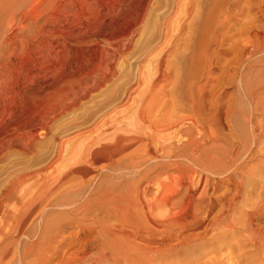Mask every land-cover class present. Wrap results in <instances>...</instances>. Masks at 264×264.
<instances>
[{
    "label": "bare ground",
    "instance_id": "bare-ground-1",
    "mask_svg": "<svg viewBox=\"0 0 264 264\" xmlns=\"http://www.w3.org/2000/svg\"><path fill=\"white\" fill-rule=\"evenodd\" d=\"M106 1L108 2L105 3ZM116 1L121 0L6 1L4 9L6 8L7 14L2 23V34L5 35L9 31L10 35L0 41V123L4 120L3 117L10 116L15 120L22 116L19 106L12 103L18 102V100L25 102L29 97L41 98L55 88H61V96L65 98V102L60 106V111L67 113L94 96L115 77V65L120 58L123 55H132L134 51L131 42L145 21V13L150 0H124L125 8L131 16L130 26L126 24L127 29L115 33L114 30L120 26V22L114 20L113 2ZM185 3L191 7L186 8ZM177 6L172 13L174 16L182 13L183 19H186L193 9L191 0H177ZM197 7L198 14L205 10L203 3ZM122 9L120 8L119 11ZM173 15L172 17H174ZM85 20L92 22L93 25L85 26ZM98 21L104 23L103 31L94 28V24L99 23ZM89 46L94 48H87ZM83 51L85 56L83 55L80 59L83 62L78 65L77 56L80 52L83 54ZM247 54L249 58L256 59V65L264 67V19L261 20L256 40L252 42ZM163 56L162 52L156 54L152 61L153 64L150 66H146L147 56H144L139 64V75L133 82L134 84L126 89L110 111L105 112L90 128L87 127L82 133L80 132L79 136L84 137L80 147L76 146L75 150L65 157L68 144L75 139L61 142L52 161L53 164L63 161L72 163L69 170L61 177L63 183L74 181L76 178H86L88 172L82 169L79 164L91 159L93 164L104 162L107 169L115 175L116 180L127 181L126 188L117 187L116 192L103 188L100 194L95 195L89 191L91 184L88 181H82L73 188L74 190L66 192V196L54 195L55 189L49 188L45 182L39 185L41 182L37 180L46 174V171L51 167L50 164L36 173L33 171L34 173L20 176L7 186L0 200V218L8 217L7 202L18 198L19 192L26 183L34 180L27 188L39 185L38 193L29 196V190L25 188V190L23 189L24 194L21 196L22 205L31 207L27 217L19 223L15 240L21 236H37L38 241L33 243L30 248H25L22 257L21 254L19 255L21 257L20 264H23L22 261L27 262L28 260L31 261V264L32 262L34 264H42V262L46 264H118L117 257L113 252V248L118 242H131L136 245L141 242L138 248L141 244L145 245L148 254H153L156 250L158 252L165 249L176 250V247L179 246L178 242L181 245H191L194 241L197 242L203 235L200 233L202 231L192 233L191 230L188 232L185 228L192 220L185 221L186 223L183 224L176 219H161L156 214L160 205L172 204L176 199V193L169 197H156L149 195L146 187H142L145 183H157L164 170L175 171L182 168L185 165L184 160L198 169L196 171L193 167H189L190 173H193L191 177H187L190 187L185 193V198L188 197L190 200L189 207L199 210L200 215L204 213L207 217H211L219 227H226L232 231L236 229L238 223L233 218L236 213V208L233 206L238 203L245 191L242 183H239L236 193L231 197L223 194V199L220 197L219 201L202 200L204 196L198 200L194 199V194L201 186L205 173L209 172V169L197 157L199 144L193 136V128L199 124H205L208 121V114L199 105L192 89L188 87L184 89L185 84L178 81L177 87L180 88L172 95L171 99V108L173 110L183 109L187 113L186 116L167 115L152 121L147 115L146 102L154 95L153 91L156 92L167 81V77L163 74L165 61ZM262 73L264 74V70ZM48 74L59 76L54 81H48ZM258 88L261 93L264 92V80L259 82ZM245 89L248 97L254 102L257 95L253 88L246 84ZM10 104L14 107L11 106V111L8 110V113H4L7 111L5 107ZM28 115L30 116L31 113ZM4 122L5 120L3 124ZM50 125L49 119H43L41 123L39 121L34 123L30 131L48 132ZM252 129L254 142L257 143L262 137V132L259 131L261 128L255 125ZM159 132L168 134L166 140L157 138ZM180 134L187 136L185 142L180 141ZM3 139H6L5 134L0 132V141ZM137 144L139 147L137 146L135 151L141 150L140 144L146 146L145 156L137 153L127 157V160L121 158L125 152ZM236 155L238 154L226 161L229 168L225 174L235 167L241 169L242 163L237 161ZM164 159H167V162L162 163ZM2 160L3 150L0 148V161ZM148 160L153 161L154 164H150ZM225 174L221 173L222 178H226L229 182L234 181L232 175L227 177ZM137 177L140 180L135 186L131 182ZM100 201H104L109 206L104 214L113 219L115 223L120 224V228L110 224L107 218L98 216L97 213L104 208V204ZM222 201L223 203H221ZM32 203H37V205L34 206ZM45 203L67 211L63 215H59L58 218L45 222L41 227L38 225L39 223L32 222L31 216L38 210V205H45ZM250 208L244 224H241L245 235H242L244 239L241 244L239 242L240 248L234 249V246H230L233 247V250L229 249L231 252L222 254L220 249L225 248L224 245L223 248L215 251L214 255L207 253V250L204 251L209 246L207 243L206 248L201 246L205 253H200L201 250L200 254H195L191 249L192 252L187 253L190 259L184 263L181 262V264H264V204L257 200L250 203ZM217 209L220 211L214 216ZM196 218L198 217H194L193 220ZM44 219L46 220V218ZM145 223L149 224L151 228L145 226ZM32 224L35 231L33 235H30L27 226L31 227ZM175 227L176 230L184 232L176 234L175 231L174 234L168 232L169 229ZM166 234L168 235L167 241L161 239ZM225 236H220L217 241L219 244L215 242L214 245H219L218 247L223 245L226 241ZM175 240L178 242L174 243ZM225 244L227 245V243ZM214 245L211 246L215 247ZM209 252H213V250ZM6 253L9 254L7 251L3 254L0 253V260L3 263L7 259L5 257L8 256ZM144 253L147 252L144 251ZM178 254L183 255L184 253ZM2 262L0 264H3Z\"/></svg>",
    "mask_w": 264,
    "mask_h": 264
},
{
    "label": "rangeland",
    "instance_id": "rangeland-1",
    "mask_svg": "<svg viewBox=\"0 0 264 264\" xmlns=\"http://www.w3.org/2000/svg\"><path fill=\"white\" fill-rule=\"evenodd\" d=\"M6 1L0 0V41L10 35L9 31L5 35L2 34V23L6 18L4 16L7 14L6 8L4 9ZM191 3L195 10L191 9L189 16L183 19L181 17L182 13L177 16L172 13L174 8L178 7L177 0H150L145 13V21L140 27L139 33L131 42L134 50L132 55H123L115 65V77L94 96L67 111V113L60 111L61 104L65 102V98L61 96V88L52 89L41 98L29 97L25 102L18 100V102L12 103L19 106V109L22 110V116L13 120L14 118L7 115V118L3 117L6 122L4 124L3 118L1 119L3 121L0 123V132H4L5 138H8L7 140L12 143L6 142V139L1 140L4 144L0 141V148L3 150V160L0 161V200L5 189L12 181H16L20 176L26 174L36 173L48 164L51 167L46 171V174H43L37 180L41 182L39 185L45 182L49 188L55 189L54 195L66 196V192H71V189L82 183V181H88L91 184L89 191L95 195L100 194L103 188L111 190V192L112 190L116 192L117 187L126 188L127 181L120 182L116 180L115 175L107 169L104 162L93 164L91 159L79 164L82 169L88 172L89 175L87 174L86 178H76L74 181L63 183L61 177L69 170L72 163L63 161L62 163L53 164L52 161L61 142H69L75 139L68 144V147L66 146L68 149L66 148L65 157L68 153L73 152L76 146L80 147V144L84 141V137L79 136L80 132L82 133L87 127L90 128L105 112L110 111L126 89L134 84L133 82L139 75V64L144 56H147L146 66H150L153 64L152 61L155 59L156 54L162 52L165 59L163 74L167 77V81L156 92L153 91L154 95L146 102L147 115L152 121H156L155 118L160 119L167 115L186 116L187 113L183 109L173 110L171 108V99L172 95L180 88L177 87L178 81L185 84L184 89L187 87L192 89L191 91L196 96L199 105L208 114V121L205 124H199L193 128L194 139L199 144L197 157L209 169V172L205 173L204 181L194 194V199L198 200L204 196L202 200L219 201L220 197L223 199V194H227L229 197L235 194L239 183H242L245 191L243 190L242 198L233 206V208H236L233 218L238 225L233 231L226 227H219L211 217H207L204 213L200 215L199 210L189 207L190 200L188 197L185 198L186 190L190 187L187 177H191L193 174L190 173L189 167H193L196 171L198 169L184 160L185 165L182 168L175 171L172 169L164 170L160 174L157 183H145L142 187H146L149 195L156 197H169L171 194L176 193V199L173 200L172 204L160 205L156 213L157 216L161 219H176L183 224L186 223L185 221L192 220L186 225V230L188 232L192 231V233L202 231L200 233L204 236L202 235L197 242L194 241V244L191 245H181L175 240L174 243L178 242L179 245L176 250L168 251V249H165L166 252L165 250H161V252L160 250L159 252L154 250L155 252L150 253L151 255L148 254L145 245L142 246L143 244H141L138 248L141 242H137L139 243L137 245L131 242H118L113 248L114 255L117 257L118 264H181V262L184 263V261L190 259L187 253H191L192 250V253L195 254L205 253L204 251L207 250V253L215 255L218 249L223 248L224 245L225 248L220 249L222 254L231 252L230 250H233V247L230 246H234V249L240 248L239 242L241 244L244 239L242 235H245L243 229H241L243 228L241 224H244L247 213L251 209L250 203L260 200L264 204V92L261 93L258 88L259 82L264 80V74L262 73L264 67L256 65V59L249 58L247 54L252 42L256 40L261 20L264 19V0H191ZM201 3H203L205 10L203 13L198 14L196 8ZM185 4L186 8L191 7L188 3ZM125 6L124 0L113 2L114 20L120 22V26L114 30L115 33L130 26L131 16ZM120 8H123V12H121L122 10L119 11ZM125 17L126 19H124ZM98 22L94 24V28L103 31L105 28L104 23L102 21ZM123 23L128 26L126 25V27ZM84 24L85 26L93 25L88 20H85ZM87 48L92 49L94 47L89 46ZM83 55L85 56L84 51L83 54L82 52L78 54V60L76 59L78 65L82 64L83 60L80 59ZM47 76L48 81H54L59 75L48 74ZM246 84L252 87L257 95L254 102L247 95ZM12 104L6 106L5 110L7 111L3 112L8 113V110L11 111V106L14 107ZM25 105H28V107ZM30 109H34L35 112ZM25 111L27 112L25 113ZM24 116L29 118L25 119ZM43 119H49L51 122L48 132L43 130L30 131L34 123L38 121L41 123ZM255 125L261 128L259 131L262 132V137L257 143L254 142L252 129ZM167 135L165 132H159L157 138L166 140ZM10 137L12 139H9ZM186 139L187 136L180 134L181 142H185ZM137 146L139 147L138 144L133 145L121 158L127 160V157L137 153L145 156L146 146L140 144L141 150L135 151ZM235 154H238L236 155L237 161L242 163L243 168L236 169L235 167L225 174L229 168L226 161ZM148 162L154 164L153 161L148 160ZM163 162H167V159L162 160ZM222 172L227 177L232 175L234 181L229 182L226 178H222ZM139 180L140 178L137 177L131 183L136 186ZM33 181H29L23 186L18 198L7 202L8 217L0 218V249L3 250H0V253L9 252V254L6 253L8 256L5 257L7 258L4 260L5 264H20L19 260L24 249L30 248L33 243L38 241L37 236H21L15 240L20 226L19 223L27 217L31 207L30 205L26 207L22 205L21 196H23L25 188L31 186ZM39 185L27 188L30 193L29 196L38 193L37 187ZM100 202L104 204V208L97 213L98 216L107 218L110 224L120 228V224L115 223L113 219L104 214L109 206L104 201ZM33 205L36 206L37 203ZM49 205L47 203L38 205V210L31 216L33 218L32 222L39 223L38 225L42 227L45 222L58 218L59 215L61 216L67 211ZM219 211L220 209H217L214 216ZM194 217L198 218L193 220ZM146 225L151 228L149 224L145 223ZM176 229V227L169 229L168 232L172 234L184 232ZM27 230L30 235H33L34 225L32 224L31 227L28 225ZM222 235H226L224 244L220 247L214 245L215 242L219 244L217 241ZM227 235L229 239H227ZM232 237L235 239H232ZM161 239L167 241L168 235L166 234ZM212 242L213 244H210ZM207 243L210 246L208 248H206ZM201 246L203 248L205 246L206 249L204 250ZM211 249L213 252H209L212 251ZM144 251L147 253H144ZM178 253L186 254H183V256ZM184 257L186 258L183 259ZM22 263L31 264V261H22ZM42 264L46 263L42 262Z\"/></svg>",
    "mask_w": 264,
    "mask_h": 264
}]
</instances>
